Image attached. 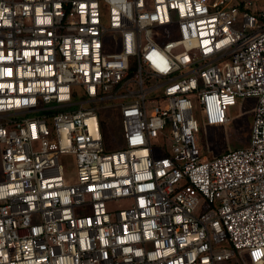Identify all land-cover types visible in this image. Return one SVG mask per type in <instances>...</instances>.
Returning <instances> with one entry per match:
<instances>
[{"label":"built area","instance_id":"obj_1","mask_svg":"<svg viewBox=\"0 0 264 264\" xmlns=\"http://www.w3.org/2000/svg\"><path fill=\"white\" fill-rule=\"evenodd\" d=\"M0 264H264V0H0Z\"/></svg>","mask_w":264,"mask_h":264},{"label":"rangeland","instance_id":"obj_2","mask_svg":"<svg viewBox=\"0 0 264 264\" xmlns=\"http://www.w3.org/2000/svg\"><path fill=\"white\" fill-rule=\"evenodd\" d=\"M255 100L256 98L252 96L238 98L237 104L230 107V121L224 125L203 124L201 114L196 112L200 126L197 132L199 144L207 155L217 154L226 149L247 144ZM119 117L118 106L108 102L100 106L102 128L106 143H110V148L119 147L122 143ZM168 143L169 140L164 141L165 147H168ZM63 160L68 171L73 173L75 169L74 155L65 154Z\"/></svg>","mask_w":264,"mask_h":264}]
</instances>
